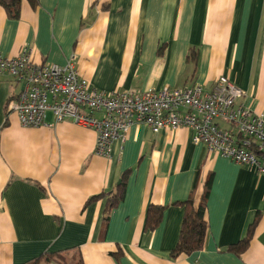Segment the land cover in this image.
Here are the masks:
<instances>
[{"label": "crops", "instance_id": "crops-1", "mask_svg": "<svg viewBox=\"0 0 264 264\" xmlns=\"http://www.w3.org/2000/svg\"><path fill=\"white\" fill-rule=\"evenodd\" d=\"M23 49L36 62L71 59L98 90L209 89L225 75L243 90L237 102L264 114V0H22L17 18L0 6V56ZM18 92L0 74V264L70 248L83 264H264V174L194 144L184 126L135 123L101 156L94 129L53 123L50 111L44 125L21 126ZM208 172L204 245L173 258L183 217L173 203ZM150 205L165 206L152 231Z\"/></svg>", "mask_w": 264, "mask_h": 264}, {"label": "built area", "instance_id": "built-area-1", "mask_svg": "<svg viewBox=\"0 0 264 264\" xmlns=\"http://www.w3.org/2000/svg\"><path fill=\"white\" fill-rule=\"evenodd\" d=\"M3 73L19 85L10 109L23 127L44 125L50 111L53 123L68 119L94 129L95 153L109 157L112 143L135 123L153 132L184 126L193 130L194 144L264 174V114L238 103L243 90L225 75L209 89L190 83L137 93L98 90L71 59L64 65L36 62L27 49L15 57L0 56Z\"/></svg>", "mask_w": 264, "mask_h": 264}, {"label": "trees", "instance_id": "trees-1", "mask_svg": "<svg viewBox=\"0 0 264 264\" xmlns=\"http://www.w3.org/2000/svg\"><path fill=\"white\" fill-rule=\"evenodd\" d=\"M27 2L34 7L37 0H27ZM22 0H0V6L6 11L9 17L17 18L21 7ZM94 115L100 116L99 112ZM212 182V173L208 172L207 176L201 180L196 178L195 185L189 197L182 202L173 203L183 208V217L179 231V237L174 249L171 252L173 258L181 254L189 253L199 250L203 247L207 234V221H206V207L207 199L210 192ZM123 182L117 188L110 192V197L107 201L105 212L115 207L123 196ZM199 185V186H198ZM105 193L96 194L91 196L87 203L90 201L101 198ZM165 206H152L150 205L147 210L145 220V230L152 231L160 223ZM242 245H230L228 250L238 254L239 248ZM70 249L45 251L38 257L32 258L23 264H83L78 251Z\"/></svg>", "mask_w": 264, "mask_h": 264}, {"label": "rangeland", "instance_id": "rangeland-1", "mask_svg": "<svg viewBox=\"0 0 264 264\" xmlns=\"http://www.w3.org/2000/svg\"><path fill=\"white\" fill-rule=\"evenodd\" d=\"M39 264H42V263H39ZM50 264H52V263H50ZM71 264H73V263H71Z\"/></svg>", "mask_w": 264, "mask_h": 264}, {"label": "water", "instance_id": "water-1", "mask_svg": "<svg viewBox=\"0 0 264 264\" xmlns=\"http://www.w3.org/2000/svg\"><path fill=\"white\" fill-rule=\"evenodd\" d=\"M120 182V180H118V183Z\"/></svg>", "mask_w": 264, "mask_h": 264}]
</instances>
